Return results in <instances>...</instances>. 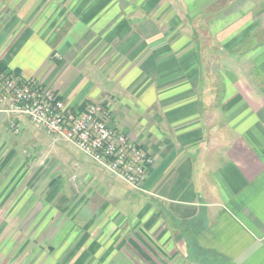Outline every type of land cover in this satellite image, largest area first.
<instances>
[{
	"label": "crops",
	"instance_id": "obj_1",
	"mask_svg": "<svg viewBox=\"0 0 264 264\" xmlns=\"http://www.w3.org/2000/svg\"><path fill=\"white\" fill-rule=\"evenodd\" d=\"M216 1L0 0V66L74 110L102 105L152 159L132 188L20 118L34 147L23 155H59L94 178L110 234L126 221L124 243L146 252L157 237L171 264H264V0L198 22ZM79 197L64 210L86 211Z\"/></svg>",
	"mask_w": 264,
	"mask_h": 264
},
{
	"label": "rangeland",
	"instance_id": "obj_2",
	"mask_svg": "<svg viewBox=\"0 0 264 264\" xmlns=\"http://www.w3.org/2000/svg\"><path fill=\"white\" fill-rule=\"evenodd\" d=\"M234 2L235 0L216 1L212 6L213 11H203L197 17V21L203 22L208 15L217 17L227 5L229 11H225L224 15L235 17L239 12H234V9H230L232 6H229ZM194 28L200 42L203 39H199L201 38L199 32L203 34V29L196 26ZM208 36L214 40L213 35L208 34ZM7 121V116L0 113V264H161L162 261L171 264L170 262H176L178 255L170 258L171 255L168 256L167 253L165 259L162 252H158L152 245L155 243L151 240L156 241L157 237L149 236L151 249L146 252L138 251L134 245L124 243L126 221H119L117 223L119 230L115 232L116 234H110L111 224L115 220L107 219L111 212L98 208L101 194L98 195L96 188L92 186L96 182L94 178L88 179L81 169L75 170L70 164L64 165L66 158H61L59 155L51 154L49 158L43 155L29 158L30 156L23 155V151L33 152L34 147L23 139L22 125L20 131L15 134L9 128ZM33 128L42 132L40 133L42 138L48 136L41 129L34 126ZM49 140L52 141L51 145L57 148V141ZM145 155L148 159V170L152 159L147 153ZM17 185L19 187H16ZM74 194H79V198L86 203V211L77 213L76 210L69 212L64 210L68 204L67 201L64 202V197L71 198ZM16 197L22 202H17ZM52 198L54 199L51 204L45 202ZM34 200H37V203H33ZM34 205L37 211H33L35 215L32 216L29 210ZM179 256L182 257L183 253L180 252Z\"/></svg>",
	"mask_w": 264,
	"mask_h": 264
},
{
	"label": "built area",
	"instance_id": "obj_3",
	"mask_svg": "<svg viewBox=\"0 0 264 264\" xmlns=\"http://www.w3.org/2000/svg\"><path fill=\"white\" fill-rule=\"evenodd\" d=\"M0 113L7 116L13 133L20 131L23 117L53 141L73 144L133 188H139L145 179V151L107 125L108 111L100 104L88 103L82 111L74 110L56 92L34 79H24L14 71H0Z\"/></svg>",
	"mask_w": 264,
	"mask_h": 264
},
{
	"label": "trees",
	"instance_id": "obj_4",
	"mask_svg": "<svg viewBox=\"0 0 264 264\" xmlns=\"http://www.w3.org/2000/svg\"><path fill=\"white\" fill-rule=\"evenodd\" d=\"M0 71H9V70H7L6 68L0 66ZM14 72H15V71H14ZM15 73H18V72L16 71ZM18 74H19V73H18ZM7 123H8V121H7ZM8 124H9V123H8Z\"/></svg>",
	"mask_w": 264,
	"mask_h": 264
}]
</instances>
